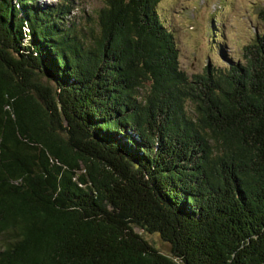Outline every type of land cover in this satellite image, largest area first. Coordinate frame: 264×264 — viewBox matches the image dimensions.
<instances>
[{
	"label": "trees",
	"instance_id": "16d2710c",
	"mask_svg": "<svg viewBox=\"0 0 264 264\" xmlns=\"http://www.w3.org/2000/svg\"><path fill=\"white\" fill-rule=\"evenodd\" d=\"M74 1L0 0V264H264V33L232 59L211 22L189 76L162 0L97 35Z\"/></svg>",
	"mask_w": 264,
	"mask_h": 264
},
{
	"label": "rangeland",
	"instance_id": "374dc122",
	"mask_svg": "<svg viewBox=\"0 0 264 264\" xmlns=\"http://www.w3.org/2000/svg\"><path fill=\"white\" fill-rule=\"evenodd\" d=\"M51 5L57 0H40ZM106 0H75L71 19L86 28L87 35H97L98 11ZM158 10L172 28L175 35L181 68L189 75L201 74L209 64H220L221 56L213 52V41L209 33L210 23L218 21L217 28L224 55L237 59L256 34L264 33L261 13L264 0H162ZM90 35V36H91ZM91 39V38H89ZM148 239L164 254H170V246L157 235Z\"/></svg>",
	"mask_w": 264,
	"mask_h": 264
}]
</instances>
